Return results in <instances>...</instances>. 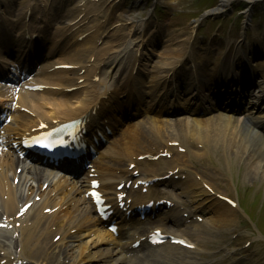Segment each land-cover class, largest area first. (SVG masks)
<instances>
[{
  "label": "bare ground",
  "instance_id": "1",
  "mask_svg": "<svg viewBox=\"0 0 264 264\" xmlns=\"http://www.w3.org/2000/svg\"><path fill=\"white\" fill-rule=\"evenodd\" d=\"M230 1L231 0H226L223 7L229 4ZM221 7L215 10L220 11L222 9ZM21 33L24 35H30L34 33V29H32L30 25H26L25 28L21 30ZM97 35V32L93 33V38H96ZM33 42L34 40L32 41L31 38H18L15 40L14 44L16 46H21L22 44ZM145 43H148V46L153 45V40H145ZM131 44L132 41L130 40H128L126 44H117L114 53L109 56V63L112 67H114L111 71L112 76L116 71L115 67L118 66L117 71L120 68L117 61L122 62L120 60H123L124 58L126 60L129 59L130 66L132 68L135 66V63L143 70H145L148 66V60L151 58L150 54L146 53L145 56H143V52L142 57H134V55H136L139 51H134V54L132 51L130 52ZM39 45L40 44L38 43L37 47ZM10 46L14 48L13 45ZM87 50H89V48L86 47L70 49L64 56H61L58 63H75L76 65L85 53H87L88 56H92L96 53L95 50ZM182 51V49H179L172 55L165 54L161 60L156 62L158 67H155L152 72L154 88L157 85L165 86L164 83L166 79L171 77V73H169L171 70L166 71L165 68L174 63L177 56L179 57ZM7 55H16V52L13 50L9 51L6 45L1 44L0 56L3 60L13 62ZM169 60H171V62ZM52 63H57V61H53ZM52 63L49 58L40 66L39 71L41 73V77L39 81L42 84L47 82V85L68 86V80L66 78L59 75H49ZM98 66L101 69L99 64ZM97 70L96 68H91V70L86 73L85 77L89 79L92 76L98 75ZM182 70L177 73V78L179 80H181L180 74L183 72ZM108 71H110V69H108ZM200 73L201 77L198 79V75L193 73V76L189 79V81L187 80L182 84L172 82L173 88L171 92H173L176 97H179L180 91L183 88L184 90L182 92L184 94L189 92L191 88H194V95H197L198 99L201 98L203 101L212 103V100L214 99V85L210 87V85L207 84L209 82L214 84L215 78L217 81L218 75L216 72L211 74L206 69H202ZM121 77H123V75L119 76V78ZM108 78L109 76H107V79ZM262 79H264V75L262 76ZM180 82H182V80ZM110 83L111 82L109 81L107 84ZM108 87L110 88V85ZM113 88L117 89V84H114ZM258 89L259 96L256 98L257 100L262 95L264 96V81L262 85H258ZM110 90V94H108V90L106 88L104 91L94 95L92 99L88 100L86 95L82 94L73 99L67 97L55 99L50 95L46 97L42 95L30 94V92H25L21 88V90L17 92L18 99L15 104L26 109L27 113H20V111L16 110L13 111L11 113V117L14 121V125L7 126V130L11 132L22 131L23 133H26L30 132L31 129H36L42 123H51V120L71 119H79L85 126H95V123L98 122V118L108 110H112L114 113L118 112L119 114H122V118L120 119H123L125 116L123 113L129 108V104L126 100H119L114 95L113 89ZM204 90L207 91V94L203 93ZM12 95V89H8V87L5 86L0 87V98L3 97L5 101H7L6 105H3L0 101L4 109L8 107L12 101ZM182 98L184 99L183 101L190 102L194 97L192 95L190 97L189 95H186ZM72 100L75 102L74 107H72ZM140 108H144L142 102L136 104L132 101L133 115L131 116L136 118L138 116L137 112ZM146 108L149 109V106L146 105ZM164 109L169 110L170 106L164 107ZM208 110L209 108L206 107L205 112H210ZM190 113L192 119L181 118L174 122L175 127L178 128V132H180L178 134L180 138H187L189 136L200 144L202 140L209 141V143H215L214 146L220 145L221 142V146L224 147L225 143L226 148L221 149L232 153V155L233 152L234 154H240L242 159H247V161L250 162L249 165H254V167H249L250 171L253 172L254 175H261V179L264 180V165L260 160L264 151V135L258 127V124H262V122H254L250 119H246L242 122L239 119H235L221 113L203 120L198 119L194 112ZM250 114L252 115L253 112H250ZM156 121L157 120L152 118V120L148 119L146 122L141 121L134 124H128L126 132V135H128V141L125 139V136L116 140L113 145H111L107 151L101 155L100 161L95 162V168L97 169L102 185V189H100V191L108 200L110 199V194L113 190L110 188V183L113 179L122 180L131 178L130 173L119 166L118 163L126 159L132 160V155L136 150V148H132V143H137L136 140H141L142 138L154 141L159 137L157 145L167 148L165 139H168L170 142L175 141V134L177 132H174L175 130L173 131V126L170 124H165L164 126V124L157 123ZM161 121L164 122V120ZM22 162H24L23 159L15 156L13 152L0 155V207L4 208V206L7 205L6 212L10 213L14 210V208H16L15 206L18 205V200L30 199L33 194L34 196H41V203H34L35 210H32V212L34 211L33 216H36L41 220L47 219L49 222H47V224H40L38 221H32L31 224H28L26 221L30 215L28 213V216H25L24 219L19 221L20 226L18 228L15 227V230L19 232L18 244L21 249L18 259L27 261L37 259L41 262L39 264H64L62 262H65V260L61 261L63 260L62 254H57L50 249L52 248L54 250L57 247L65 245L66 247L63 248V253L68 255V252L72 253L75 251L77 245H68L64 243L63 240L69 238L76 240L82 237L80 239V242L82 243L87 236L91 239L87 240L84 245H79L77 252H75V256L73 254L69 256L70 260L67 264H79L93 259L91 249L94 248H97L100 252L99 257L97 258V264H132L133 261L139 259L138 257H135L137 256L135 254L134 257H128L127 255L134 253L135 250L132 248L128 249L127 246L115 238L113 234L109 233L106 229H103V225L92 215L89 201L84 197L85 184L83 181L73 182L66 178H55L51 175H47L46 172L41 171L40 169L28 167L25 164L23 166L22 173L18 176L16 175V171H13V168L14 166L17 167ZM253 163H257L259 165ZM257 169L262 170V172L260 173ZM11 175L13 179L18 177L19 181L17 185H14L9 181V177ZM143 176L147 178L152 177L153 175L143 172ZM188 178L186 180L187 184L185 183L182 185L186 193L193 196V198L199 197L197 196L199 193L204 194V191L196 190L197 184L192 181H188ZM42 180L49 183L47 189L45 190L42 189L41 185H39V187H35L33 184L34 182L39 183ZM173 185H176V183H173ZM4 197L7 199V204L2 203L1 201V198ZM143 197L144 196L141 198ZM146 197L149 199L152 198L149 196V193H147ZM207 199L209 198L207 197ZM42 205H46L45 208H56L57 211L51 215H44L40 211V207ZM195 210L203 211L204 208L196 207ZM212 218L213 219L210 220V226H198L197 224H194L197 227L194 232H189L187 229L183 230V235L188 237L189 244L200 247L201 245L210 242L208 238L201 235L212 234L221 236L222 233L220 228L222 230H227L231 227L234 223L235 215L233 211L225 213L223 210L219 209L215 211ZM164 221L170 222L176 226H181L183 225V222L185 223L183 218L167 217ZM49 225L55 227V236L61 235V238L56 244H52L49 248H47L44 245L43 239L49 235ZM198 228L200 231L209 234H202ZM71 230H74L78 235L72 237L69 233ZM5 236L7 235L5 234ZM177 236L179 238H184L182 235ZM134 242L135 240H132L130 244H133ZM88 243L89 245L87 246L86 244ZM163 252L164 250L160 251V256L163 257L164 260H168L169 253L165 251L164 254Z\"/></svg>",
  "mask_w": 264,
  "mask_h": 264
},
{
  "label": "rangeland",
  "instance_id": "2",
  "mask_svg": "<svg viewBox=\"0 0 264 264\" xmlns=\"http://www.w3.org/2000/svg\"><path fill=\"white\" fill-rule=\"evenodd\" d=\"M224 1L157 0V3L162 7L161 14L157 19L160 26L158 29L151 25L146 28V36L153 40V46L149 48L153 55L149 59V62H152L151 66L146 74L141 76V87L144 84L141 94L146 96L151 94L153 83L150 79V72L158 67L156 62L161 60L165 53L175 51L177 46L172 45L173 42H179L182 49L192 52L196 69L197 67H206L213 71L220 70V73L222 72L225 77L226 70L232 66L234 61L236 63L243 61L242 69L249 72V75L258 78L264 74V12L262 11L264 0H232L223 8ZM115 2L117 3V0H114ZM220 7L222 8L220 11L212 13L213 21L206 16L207 20L202 21L198 28L195 29L191 25V21L197 20L203 13ZM245 9H249L247 16L241 12ZM139 13H141L139 17L144 15L142 12ZM106 14L112 25L117 23L114 17L108 16V12ZM127 14L137 15L136 12ZM104 16L101 15L99 21H104ZM195 30H197L196 34H194ZM199 30L201 31L199 32ZM101 35L103 39L99 49L104 48L109 42L103 33ZM185 76V73H182V77L185 78ZM148 97L153 99L152 106L156 108L160 106V102L155 103L156 98ZM188 105L190 104L188 103ZM242 119L244 118L241 117L240 120ZM193 141L194 144H191L188 140H184L182 146L187 153L189 163H199L197 167L198 173L201 175L199 176L203 180L209 181L218 193L239 201L241 209L250 215L248 218L241 209H232L234 210L235 223L228 233L238 236L237 248L245 241H253L250 253H253V258L257 259L260 264H264V180L261 179V175H254L250 171L249 167H254V165H249L250 162L242 159L240 154L233 152L232 155V153L221 149L226 148L225 143L224 147L221 146V142L220 145L214 146L215 143L201 140L203 144L198 146L195 139ZM149 143L151 144L153 141ZM160 164L161 171H168L173 170V167H178L179 163L172 160ZM187 168L195 170L191 165ZM257 170L262 172L260 169ZM168 196L176 197L172 190H168ZM177 200L180 201L179 197ZM260 208L263 211L262 218ZM259 211L260 219L255 224V216ZM224 233L225 242L230 243L231 236ZM208 238L210 241L215 240L212 236ZM199 252H202V249L199 248ZM198 253L188 258L182 256L185 260L197 261ZM222 254L221 252L218 256ZM205 260L208 262L207 264H213L216 261V256L208 254Z\"/></svg>",
  "mask_w": 264,
  "mask_h": 264
},
{
  "label": "snow or ice",
  "instance_id": "3",
  "mask_svg": "<svg viewBox=\"0 0 264 264\" xmlns=\"http://www.w3.org/2000/svg\"><path fill=\"white\" fill-rule=\"evenodd\" d=\"M45 146H47V145H45Z\"/></svg>",
  "mask_w": 264,
  "mask_h": 264
}]
</instances>
